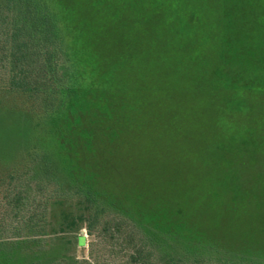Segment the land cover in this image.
Returning a JSON list of instances; mask_svg holds the SVG:
<instances>
[{
	"label": "rangeland",
	"instance_id": "rangeland-1",
	"mask_svg": "<svg viewBox=\"0 0 264 264\" xmlns=\"http://www.w3.org/2000/svg\"><path fill=\"white\" fill-rule=\"evenodd\" d=\"M40 1L36 11L57 20L73 87L134 102L120 108L130 117L116 150L123 162L106 180L86 175L83 188H95L99 200H50L42 243L14 239L0 249V264H136L137 248L149 252L146 264H264V0ZM11 9L0 0L1 15ZM5 67L1 199L20 183L7 174H25L33 148H53L44 114L24 95L4 92ZM174 182L183 192L192 183V193L182 197ZM128 185L155 187L170 202L148 210L145 195L136 210ZM104 192L128 193V212L100 199ZM22 212L8 215L9 236L28 216ZM91 214L98 221L89 231ZM129 215L144 229L127 220L121 235L102 234L101 220Z\"/></svg>",
	"mask_w": 264,
	"mask_h": 264
},
{
	"label": "trees",
	"instance_id": "trees-1",
	"mask_svg": "<svg viewBox=\"0 0 264 264\" xmlns=\"http://www.w3.org/2000/svg\"><path fill=\"white\" fill-rule=\"evenodd\" d=\"M7 5L12 6L11 11L0 14V63L6 66L10 79V87L4 92L24 95L27 101L33 102L31 107L34 111L44 114L48 119L44 129L53 148H33L28 153L29 165L23 172L25 174L18 173L17 178L14 173L7 174L8 180L18 179L20 183L11 185L4 198H0L1 250L18 244L14 239H21V244L42 243L41 237L46 236L50 200L75 196L85 197L92 204L98 199L99 192L95 188H83L90 182L86 175L91 176V181L106 180L112 168L123 162L116 150L119 149L118 141L127 131L123 124L128 121L124 118L129 120L130 117L122 116L120 108L126 111V105L134 102L131 98L115 95L117 93L75 89L70 80L71 66L63 58L67 59L68 52L57 20L52 22L54 17H48V12L36 11L38 7L42 9L40 0H7ZM156 174L158 172H153V175ZM129 186L127 190L135 201L136 210H143L145 195L150 198L148 210L163 208L170 202V198L164 196L168 193L163 192L161 197V192L155 187L148 190L143 185L140 188L134 186L130 192ZM172 186L178 188L182 197L192 193V183H188L190 190L187 192H183L185 188L176 182ZM120 193L114 197L109 193H100V199L119 213H127L123 199L129 195ZM201 193V197H205L206 193ZM24 209H28V216H22L19 231L9 236L8 215L23 213ZM129 217L134 221L130 218L101 220L102 234L112 232L115 237L121 235L124 229L122 222L127 220L133 222L137 230L144 229L141 222L135 220L137 218ZM97 221V214L90 217L89 231L95 228ZM24 230L30 235H21ZM128 236L126 239L130 240V244L133 241L129 239L131 235ZM134 251L130 254L132 262H150L149 252L138 248Z\"/></svg>",
	"mask_w": 264,
	"mask_h": 264
}]
</instances>
